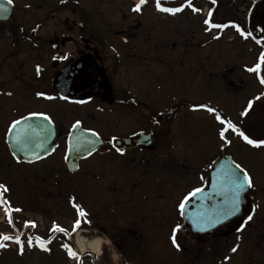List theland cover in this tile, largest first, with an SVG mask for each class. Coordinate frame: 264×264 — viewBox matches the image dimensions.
Instances as JSON below:
<instances>
[{
	"label": "flooded vegetation",
	"instance_id": "af4514ba",
	"mask_svg": "<svg viewBox=\"0 0 264 264\" xmlns=\"http://www.w3.org/2000/svg\"><path fill=\"white\" fill-rule=\"evenodd\" d=\"M137 4L0 0L7 9L0 11V184L8 189L0 190V235L19 236L24 248L31 237L32 249H40L36 237L50 240L39 264L63 244L81 264L95 259L79 254L78 237L111 244L123 257L154 247L149 264L160 262L162 246L175 264H264V176L242 215L212 235H193L179 208L210 184L214 161L231 156L232 134L243 163L264 164V145L253 147L230 128L225 143L216 119L264 140V64L248 71L264 53V0H160L181 9L175 14L158 11L156 0L138 12ZM220 93H243L239 112L246 111L233 119L230 107H216ZM16 120L17 130L27 129V147L9 131ZM74 205L90 221L76 231ZM233 247L237 263L222 257Z\"/></svg>",
	"mask_w": 264,
	"mask_h": 264
},
{
	"label": "snow or ice",
	"instance_id": "6c2138e0",
	"mask_svg": "<svg viewBox=\"0 0 264 264\" xmlns=\"http://www.w3.org/2000/svg\"><path fill=\"white\" fill-rule=\"evenodd\" d=\"M7 3L11 4L12 0H7ZM145 3H146V0H139V4L135 5V7L133 8V11H137V12L140 11L141 6ZM155 7L158 11L165 12V13H171V14H175L176 12L181 10L179 8L161 7L160 0H156ZM0 11H7V9L0 7ZM193 11H196V9L193 8ZM204 22H205V24L209 23L208 20H205ZM216 27H220V26L216 25ZM237 31H240L241 35H244V33L239 28H237ZM256 42L258 44L260 43L259 40H257ZM261 64H264V53H261L260 58H259V63H257L254 68L248 69V71L259 72V70L261 68ZM260 83L264 84V79H261ZM208 111L212 112L213 110L209 108ZM34 115H36V114H34ZM40 118H42L44 120L49 119L47 116H43V115H41ZM216 119L220 122L221 125H224V127H222L220 132H219V136H220L221 140L224 141L225 143H228V141L225 139V132L230 128L232 132L241 136L242 139L247 144L252 145L253 147H260L261 145H264V140L256 141L254 139H250L247 135H245L243 132H241L239 129H237L230 122L226 123L219 116H217ZM20 123H21L20 120L13 121L12 124L10 125L9 131L10 132L16 131V136L14 137L15 142L17 144H20V145L27 147V144H28L30 138L27 136V129L26 128L17 130V126ZM75 126L78 127L79 122H77V124ZM92 135L95 136L96 133L93 132ZM37 147H42V144H38ZM216 184H218V186L220 188L224 189L226 192L231 194L229 206L226 209L221 210V212H219L217 214V216L215 218L216 220H218L221 216L234 215L239 210L240 193L243 192L245 189L253 188L252 178L250 177L248 172L245 171L239 164H235L234 168L230 167V168L223 169L218 174V178L216 180H214V185H216ZM0 190H2L3 192L8 191V189L2 184H0ZM202 192H203L202 188H199V187L195 188L192 192L189 193L188 197H185V200H187L189 197H194L198 193H202ZM2 203L4 205H7L8 201L3 200ZM184 206H185V204L182 201L179 205L181 212H183ZM74 207H77V216H78V218L75 220V223L73 225V231H76V229H78L80 227L82 220L84 223H87V224H90V221L85 219L87 214L82 209H80L76 205H74ZM15 210L20 211V209H18V208ZM5 212L6 213L8 212L7 207H5ZM251 219H252V216L249 215L246 218V220L244 221V224H246ZM8 222H9V224H11L10 216H9ZM209 222H213V221H209ZM31 226L35 227V224L33 223ZM242 228H243V224L241 225V228H239L237 230L240 231V230H242ZM52 231L53 232H63L66 235H68V233L65 229L60 228V227L56 226L55 224H53V226H52ZM175 232H176V229H173V234H172L171 239H172L173 245L176 246L177 248H179V246L176 244ZM238 239H239V237H238ZM0 241H12L14 244H16L18 246L19 253L23 254L24 243L21 241L19 236L12 237V236H8V235H0ZM50 242H51L50 240L46 242V241L42 240L40 237H36V244L42 251H45V252L49 251V249L47 247V243H50ZM33 243H34L33 239L31 237H29L28 241H27V247L32 248ZM3 247H5V245L3 243H0V248H3ZM62 247L68 252V255L70 257H73V258L77 257V253L72 251V249L67 244H63ZM236 250H237L236 247H233L231 249L232 252H236Z\"/></svg>",
	"mask_w": 264,
	"mask_h": 264
},
{
	"label": "rangeland",
	"instance_id": "374dc122",
	"mask_svg": "<svg viewBox=\"0 0 264 264\" xmlns=\"http://www.w3.org/2000/svg\"><path fill=\"white\" fill-rule=\"evenodd\" d=\"M219 49L223 48V42L222 44H219L216 46ZM241 60H243L241 58ZM198 91H196V95H198ZM243 93H237V95H233V93L228 94L230 98L233 96L236 99V102H232L233 98L228 100V95L226 93L222 94L220 93L218 96V99L216 100L217 105L216 107L221 108H228L230 107V113L233 115L231 116L233 119L236 118V113H244L246 110L242 109L241 112V105L239 102V99L241 98V95ZM193 93L190 94V96L194 97L196 96ZM217 96V94H216ZM228 100V101H227ZM241 100V99H240ZM264 113V109H263ZM259 127H264V114L260 117V125ZM209 134V133H208ZM208 139H211V137L208 135L206 136ZM232 141L233 147H231L230 155L234 157V159L238 162L241 167L245 168L250 177L252 178L253 186L256 188L259 186L262 182V176H264V164L263 163H243L240 158L238 157V151L234 150L235 148V136L232 134ZM215 147L219 145V141L215 140ZM237 143V142H236ZM238 144V143H237ZM216 150V149H215ZM116 234V232H114ZM109 244V243H108ZM13 250H18V248H10ZM104 252L100 255L97 254V260L94 258H91V260H85L82 264H149L146 259L149 258V256L152 254L153 251H155L154 247H146V251L141 250L140 254H133L128 253V257L121 255V251L118 248L112 246L109 244V246H104ZM124 250L127 252V249L124 248ZM40 252H43L41 249H39ZM55 251V257H52V259L46 258L41 264H80V259L75 260L74 258H66V254L64 251H58L57 249H54ZM133 254V255H132ZM23 255H20L17 252L14 251H7L6 249H0V264H39V262L42 261L41 254L38 253V249H32V248H24ZM96 255V254H95ZM132 255V256H131ZM238 252H226L222 255V257H226L225 261L228 260L232 263H237ZM130 257V259H128ZM156 259L160 260V262H156L155 264H175L173 260L176 256L168 255L167 249L164 248V246L161 247L156 253H155ZM178 264V263H177Z\"/></svg>",
	"mask_w": 264,
	"mask_h": 264
},
{
	"label": "water",
	"instance_id": "95a60500",
	"mask_svg": "<svg viewBox=\"0 0 264 264\" xmlns=\"http://www.w3.org/2000/svg\"><path fill=\"white\" fill-rule=\"evenodd\" d=\"M92 152L94 151H72V154L85 156V154ZM235 164L231 157L224 156L217 159L211 169L209 187L204 189L202 193L192 197L191 201L184 203L182 217L185 226H188L194 235H210L220 226L241 216L242 208L247 204V194L250 189H245L240 193L239 210L234 215L221 216L218 220L215 219L221 210L229 206L231 194L220 188L218 184L214 185V180L218 178V174L223 169L234 168Z\"/></svg>",
	"mask_w": 264,
	"mask_h": 264
},
{
	"label": "bare ground",
	"instance_id": "6f19581e",
	"mask_svg": "<svg viewBox=\"0 0 264 264\" xmlns=\"http://www.w3.org/2000/svg\"><path fill=\"white\" fill-rule=\"evenodd\" d=\"M78 244L82 253L85 252L87 248L94 251L95 253H99L101 250V241L99 240L85 242L81 237H79Z\"/></svg>",
	"mask_w": 264,
	"mask_h": 264
}]
</instances>
